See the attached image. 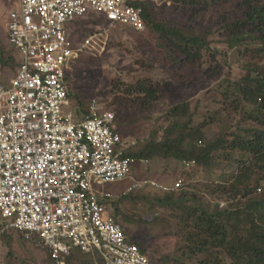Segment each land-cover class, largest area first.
<instances>
[{"label":"rangeland","instance_id":"374dc122","mask_svg":"<svg viewBox=\"0 0 264 264\" xmlns=\"http://www.w3.org/2000/svg\"><path fill=\"white\" fill-rule=\"evenodd\" d=\"M135 1L150 4L155 24L163 26L165 32L176 29L185 37H198L208 42L210 49L195 45L188 58L183 53L186 44L179 37L161 33L154 27L141 34L122 25L109 28L101 16L93 13L67 26L77 43L95 37V42L68 72L71 100L77 108L88 109L97 102L102 109L112 111L117 130L128 143L147 140L155 129L166 125V114L186 101L194 110L197 107L196 125L210 122L205 129L208 138L228 130L227 139L231 143L234 140L231 134L247 136L242 128L264 129L249 117L256 113V108L242 103L233 86L245 76L241 67L245 49H229L225 43L224 26L245 8L247 0ZM17 2L0 0V44L14 59H8L6 66L0 65V84L16 73L20 58L7 38L8 16ZM254 51L256 48L251 46L250 55ZM262 58L264 63V55ZM143 87L149 91L144 92ZM231 152L229 159L225 153L216 155L220 165L213 174L198 166L188 169L182 161L157 158L133 166L129 179L95 187V191L97 195L111 194L115 201H120L122 213L117 215L118 222L128 239L153 264H200L204 256L190 255L180 221L186 219L188 208L194 206L207 212L236 206L232 196L223 195L219 189L229 185L241 168L240 153ZM258 178L262 176L254 178L253 186ZM144 182L148 183L143 185ZM149 182L169 188L182 182L183 187L172 196L185 198L186 204L153 206L154 200L164 198L166 193L151 187ZM139 183L142 186L136 187ZM4 223L0 218V264H53L43 244L7 230L1 225ZM74 253L80 257L73 264H104L99 254H84L80 250Z\"/></svg>","mask_w":264,"mask_h":264},{"label":"built area","instance_id":"2783aa9c","mask_svg":"<svg viewBox=\"0 0 264 264\" xmlns=\"http://www.w3.org/2000/svg\"><path fill=\"white\" fill-rule=\"evenodd\" d=\"M135 2L19 0L8 16V43L20 58L0 84L1 225L39 237L54 264H68L73 249L99 254L104 264H153L116 220V198L95 191L129 179L132 167L147 161L127 155L136 143L124 140L112 111L95 102L88 114L78 113L69 92L71 65L95 37L77 43L67 26L94 13L109 28L144 33V11ZM149 183L165 193L183 187Z\"/></svg>","mask_w":264,"mask_h":264},{"label":"trees","instance_id":"16d2710c","mask_svg":"<svg viewBox=\"0 0 264 264\" xmlns=\"http://www.w3.org/2000/svg\"><path fill=\"white\" fill-rule=\"evenodd\" d=\"M245 3V8L224 26L225 43L228 44L229 49L238 47L245 49L246 58L241 64L245 76L234 82L233 86L242 103L256 108V113L249 117L262 127L264 126V63H262L264 0H247ZM134 5L143 9L148 29L154 27L161 33L179 37L186 44L183 53L188 58L192 56L190 50L195 45L210 49L209 43L198 37H185L176 29L165 32L163 26L155 24L148 2H135ZM251 46H254L256 51L250 55ZM8 59L14 60L6 54L0 44V65H8ZM141 90L149 91L146 87ZM69 92L71 97L73 92L70 83ZM191 106L189 101L174 106L166 114V125L155 129L147 140L136 143L128 150L127 155L138 161L147 162L157 158L182 162L194 161L196 163L194 168L198 166L213 174V170L220 165L216 155L225 153L229 159L231 151H238L241 156L239 159L241 168L238 174L233 176L229 185L219 188L223 195L232 196L236 206L221 211L217 209L214 212L200 210L195 206L188 208L186 219L180 221V230L190 255L204 256L200 264H264V184L261 183L264 180V129L242 128L247 136L241 138L238 134H231L234 138L231 143L227 139L228 130H221L208 138L205 129L209 127L210 122L196 125L197 107L194 110ZM78 113L88 114L89 108L79 107ZM259 174L262 178H258L257 182L255 181L256 186H253L254 178ZM258 188L263 192L258 193ZM174 192L166 193L164 198L155 199L153 206L176 207L186 204L185 198H174L172 196ZM128 194L126 197L129 196ZM242 201L245 203L242 204ZM119 203L120 201L113 202L116 220L117 215L122 213ZM20 234L25 237L23 233ZM31 240L43 244L37 236H33ZM46 250L52 262L50 250L47 247ZM75 250L78 249H73L68 264H73L76 258L80 257L74 253ZM102 261L101 258L100 262Z\"/></svg>","mask_w":264,"mask_h":264},{"label":"crops","instance_id":"0c3cea01","mask_svg":"<svg viewBox=\"0 0 264 264\" xmlns=\"http://www.w3.org/2000/svg\"><path fill=\"white\" fill-rule=\"evenodd\" d=\"M18 2H19V0H18ZM18 2H17V6H18ZM17 8V7H16ZM15 7L10 11V12H12L14 9H16ZM7 38H8V34H7Z\"/></svg>","mask_w":264,"mask_h":264}]
</instances>
